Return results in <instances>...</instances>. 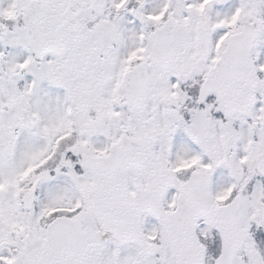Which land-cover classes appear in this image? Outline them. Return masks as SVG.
Masks as SVG:
<instances>
[{"label": "snow or ice", "instance_id": "1", "mask_svg": "<svg viewBox=\"0 0 264 264\" xmlns=\"http://www.w3.org/2000/svg\"><path fill=\"white\" fill-rule=\"evenodd\" d=\"M0 264H264V0H0Z\"/></svg>", "mask_w": 264, "mask_h": 264}]
</instances>
